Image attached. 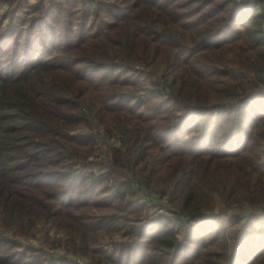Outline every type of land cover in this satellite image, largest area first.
<instances>
[{
  "label": "trees",
  "instance_id": "1",
  "mask_svg": "<svg viewBox=\"0 0 264 264\" xmlns=\"http://www.w3.org/2000/svg\"><path fill=\"white\" fill-rule=\"evenodd\" d=\"M55 247L264 264V0H0V264H78Z\"/></svg>",
  "mask_w": 264,
  "mask_h": 264
},
{
  "label": "rangeland",
  "instance_id": "2",
  "mask_svg": "<svg viewBox=\"0 0 264 264\" xmlns=\"http://www.w3.org/2000/svg\"><path fill=\"white\" fill-rule=\"evenodd\" d=\"M21 14V17H24V16H27V11L26 10H19V12ZM163 65H165L164 63H162V65H158V66H155V65H149L148 67L144 68L146 70H152L155 75L157 74L156 72L159 73V70L162 69ZM140 66V65H138ZM143 67V66H142ZM90 118V122L88 125H84V126H81V131H91L93 133L96 134V137L98 138L100 144H98V146L100 147V149H103V151L107 149V146L114 143V138H112L111 136L107 137L108 134H107V129L99 124L95 117L93 116H89ZM93 157H90V159H92ZM97 160H100L101 157H96ZM95 158V159H96ZM88 159V160H90ZM94 159V160H95ZM100 162V161H99ZM97 165H98V162L96 161ZM93 169L97 170L98 167H94L92 166ZM99 170V169H98ZM157 195L154 194L153 197L155 198ZM149 197H152L149 196ZM167 199V202H168V196L167 194H165V197H164V200ZM150 199H146L145 197H141V201L138 199L137 202L139 204H144L146 206V211L147 212V215L146 216H153L159 212H162L163 209L161 208H158L157 205H155L153 202H149ZM156 202V200H155ZM224 206V201L219 199L217 202H216V205H215V211L216 212H219L220 210H222ZM250 208V204H245L243 206H236L233 208V210L235 211H241L242 213H244L243 215H246L245 213H247V210ZM232 210V209H231ZM41 227H42V230L37 234L36 238L35 239H26V238H23V237H19L20 240L22 241H27L31 244H34V245H44L45 246V238L47 237V235H52V237H64V234H63V231L62 230H57L55 227H53L52 225H50L49 222H41ZM180 235L182 236L183 235V232L182 230H180ZM12 235V234H11ZM104 238H106L107 240H121V235L120 233H115V234H104L103 235ZM50 249V248H49ZM51 251H54V253L58 254L59 256H64V257H68L70 259H74L78 262V264H92L91 263V259L81 253H71L69 251H67L66 249L64 248H59V247H55V248H51L50 249Z\"/></svg>",
  "mask_w": 264,
  "mask_h": 264
},
{
  "label": "built area",
  "instance_id": "3",
  "mask_svg": "<svg viewBox=\"0 0 264 264\" xmlns=\"http://www.w3.org/2000/svg\"><path fill=\"white\" fill-rule=\"evenodd\" d=\"M139 200L141 201V198H139ZM193 222V221H192Z\"/></svg>",
  "mask_w": 264,
  "mask_h": 264
}]
</instances>
